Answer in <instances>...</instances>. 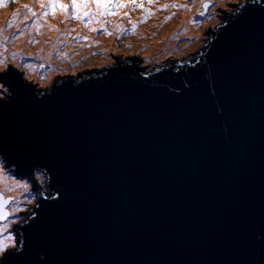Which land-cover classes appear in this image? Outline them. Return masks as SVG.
<instances>
[{
    "label": "water",
    "instance_id": "obj_1",
    "mask_svg": "<svg viewBox=\"0 0 264 264\" xmlns=\"http://www.w3.org/2000/svg\"><path fill=\"white\" fill-rule=\"evenodd\" d=\"M223 19L145 72L0 71V155L35 198L0 264H264V0Z\"/></svg>",
    "mask_w": 264,
    "mask_h": 264
},
{
    "label": "rangeland",
    "instance_id": "obj_2",
    "mask_svg": "<svg viewBox=\"0 0 264 264\" xmlns=\"http://www.w3.org/2000/svg\"><path fill=\"white\" fill-rule=\"evenodd\" d=\"M93 2L94 0H44V3L33 12H31V0H10L8 2L10 6L17 9L20 19V21H16L12 26L20 25L22 28L26 27V29L22 31L24 32V37L29 38L28 40H24V43L19 42L21 31L10 26L11 35L14 40L17 41L15 45L19 46V43H21L23 51L29 49L33 50V47L37 44L42 45L40 53L35 55L34 59L29 56H24L21 59L18 56H14L16 64L25 69L27 76L31 75L34 77L38 87H49L52 79L64 73H89L98 65L111 66L129 56L142 57L146 55L139 53L133 48L132 50L131 48H120L117 44L111 43L107 46V49L104 47L101 50L91 52L92 49H98L100 44L98 38H92L94 34L92 30H85L82 33H78V41H75V39L71 40L67 32L68 28L71 27L72 24H75L73 20L77 19L78 25H83L88 22L89 26L93 28V22L89 16H94L93 12L89 11ZM178 2L181 3L183 7H177ZM207 2L209 6H206ZM73 3H75L77 7H72ZM134 3L138 4L140 8L143 5L140 0H128L114 4L110 12L117 17V21H114L110 27L105 26V28H110L112 31L122 27L125 20L130 18L133 12L137 11L136 8L132 9V4ZM160 4V8L155 12H153L154 9L147 10L148 13H151L148 15L147 19L152 23V28L148 26L144 36H139L140 40L137 43L142 47V51H144L146 43H150L153 36L156 38H158V36L163 37V33L169 28L167 26L172 24L181 13L183 17L180 20L182 22H184L187 16H196V21L201 20L200 26L188 31L186 35L180 33V31L176 34L175 39L182 40L178 43L174 39L173 44H175V46L189 43V45L182 47V52L169 50L156 56L154 52L159 48L152 50L150 53H153L151 56L153 59L144 57V72L151 70L154 66L152 64H166L170 59H178L181 56L194 59L198 49L206 42L208 20H210V28H214L216 23L220 24L222 22L223 12H231L233 5L237 4V0H219V3H216L215 0H197L196 5L194 0H162ZM173 10L175 11V15H173L171 19L170 16ZM63 11H65V14H63ZM24 15H27V17L21 21ZM201 15L202 17L199 19ZM63 17L65 24L60 32H53L52 36L50 31H48L47 35L50 36L49 39L45 38L40 33V22L37 21L38 18H41L44 22L46 20L56 22ZM95 21L99 26L103 24L102 22H98L97 18ZM142 21H144V17ZM72 27L74 29V26ZM165 27H167V29L163 31ZM182 27L184 28L185 25L182 24ZM127 29L128 28H124V30ZM12 50L13 47L6 48L5 46L0 49V69L5 68L6 64H10L8 62ZM106 52H108V54H106ZM104 54L106 55L103 56ZM47 56H52V58L48 60ZM55 58H57V60H54ZM5 90L7 91L0 82V96H5ZM0 166V172H6L10 177L3 180V183H0V192L3 199H10L9 204L5 207L8 211V216L3 221H0V245L5 244L0 246L1 262L3 254L17 250L13 227L26 215V213H28L29 208L35 204V198L33 185L30 181L25 177L18 176L14 170H12L11 166H6L4 164L1 157ZM8 169L11 171L9 172ZM36 182L39 186H43V181L41 182L38 173H36Z\"/></svg>",
    "mask_w": 264,
    "mask_h": 264
},
{
    "label": "bare ground",
    "instance_id": "obj_3",
    "mask_svg": "<svg viewBox=\"0 0 264 264\" xmlns=\"http://www.w3.org/2000/svg\"><path fill=\"white\" fill-rule=\"evenodd\" d=\"M195 1V5L197 3V0H194ZM216 3H219V0H215ZM44 3V0H31V4H32V7H31V12H33L34 10H36L38 7H40L42 4ZM173 4V3H171ZM168 5V4H167ZM177 7H183V5L181 3H177ZM89 11L90 12H95L96 10L95 9H92V8H89ZM191 11H195V10H191ZM63 14H65V11H63ZM175 15V11L173 10L171 12V16L170 18L172 19V16ZM27 17V15H24L22 18H21V21L24 20L25 18ZM182 13L176 18V20L170 24L168 29L167 27H165L163 29L167 31L164 34V36L161 38V39H158V40H151L150 43H153L152 46L149 47L148 49V53H150L152 50H155L159 47V48L156 52H154V55L158 56L160 55L161 53H163L164 51H168V50H171V51H174V52H182V47L183 46H186V45H189V43L187 44H179L177 46H171V47H166L168 46L169 44L172 43V41L175 39V36L176 34L180 31V33H183L184 35H186V33L190 30H192L193 28H198L200 26V21H196V16H187V18L184 20V22H182L180 19L182 18ZM202 17V15L199 17V19ZM40 22V33L47 39L50 38L48 34V31H50V34L53 36V32H60L63 25L65 24V21H64V17L61 19V20H58L56 22H51L49 20H46L44 22V20H42L41 18H38V20ZM171 21V20H170ZM182 24L185 25V27L183 28L182 27ZM97 30H99L100 26L97 25L96 26ZM26 27H23L21 28V30H25ZM45 32V34H44ZM67 35L70 37L71 40L75 39V41H78V36H77V33L75 31V27L73 29V27H69L68 28V32H67ZM29 38L28 37H24V32L22 31L21 34H20V40L19 42L21 43H24L23 41L24 40H28ZM182 39H177V42L179 43ZM6 45V42H3L1 43L0 42V49ZM107 46H109V43L108 42H104L103 44L100 45L99 49H103L105 47V49H107ZM42 47L41 44H37L36 46H34L33 50L32 49H29L27 50L26 52H24L23 55H31L33 58L35 57V55H38L40 53V48ZM179 47V48H177ZM73 48V47H72ZM104 49V50H105ZM97 50V49H96ZM102 50V51H104ZM114 53V52H113ZM106 54H108V52H106ZM106 54H104L103 56H105ZM52 56H47V59H51ZM54 60H57V58H55ZM4 88L5 89H8L5 85H4ZM4 92H7L6 90ZM0 170H1V166H0ZM11 176V174H10ZM8 174L4 171L0 172V183H3V180H5L6 178H8ZM10 178V177H9ZM11 178H14V177H11ZM7 243V242H6ZM5 244H2L0 246H3Z\"/></svg>",
    "mask_w": 264,
    "mask_h": 264
},
{
    "label": "trees",
    "instance_id": "obj_4",
    "mask_svg": "<svg viewBox=\"0 0 264 264\" xmlns=\"http://www.w3.org/2000/svg\"><path fill=\"white\" fill-rule=\"evenodd\" d=\"M9 1L10 0H0V8H2V10H8ZM142 1L144 3H148V0H142ZM160 1L161 0H155L154 2L157 3ZM4 3L5 5L3 6ZM91 8L96 10L95 12H93L94 16L89 15L90 19L93 22L92 24L93 28L89 26L88 22H86L83 25L82 24L78 25L77 19L73 20L75 21V24H72V26L75 27V31L77 35L78 33H82L85 30H92L96 36L95 37L93 34L92 38L99 39V42H100L99 47L104 42L111 43L112 41H113L112 44L118 43L120 44V48H125V49L133 45L134 42L129 40L132 34V32L129 29L124 31L123 29L119 27L116 31L111 32V30L109 31L103 28H99V30L96 31L97 30L96 26L98 24V23H95L96 18L98 22H104V24H106V26H109V27L113 24L114 21H117V17L115 15H112V12H110L112 8L111 0H94ZM7 12L5 16L2 17V21H1L2 23L0 25V32L2 31V32L11 33L10 26L14 24L16 21H20V19H19L17 9L14 8L13 6H11ZM130 27H132V23L124 28H130ZM127 32L130 34L129 37H126ZM95 50L96 49H92L91 52H94ZM97 50H101V49L98 48ZM10 206H11V203H10Z\"/></svg>",
    "mask_w": 264,
    "mask_h": 264
},
{
    "label": "clouds",
    "instance_id": "obj_5",
    "mask_svg": "<svg viewBox=\"0 0 264 264\" xmlns=\"http://www.w3.org/2000/svg\"><path fill=\"white\" fill-rule=\"evenodd\" d=\"M142 3H143V5H142V7L140 8L139 7V5L138 4H133V6H132V9H137V11L136 12H133V14H132V16L130 17V18H127L126 20H125V23H124V25L122 26V27H120L121 29H123L124 30V27H126V26H128L129 24H131L132 23V27H130V28H128L131 32H132V34H131V36H130V41H132V42H134L133 43V45L131 46V47H128V48H131V50H132V48L133 49H135L136 51H138L139 53H142V54H146L145 56H142V57H149V59H153L151 56H152V54L153 53H148V49H149V47L150 46H152L153 45V43H146V45H145V47H144V51H142L141 49H142V47L140 46V45H138V41L140 40V38H139V36L141 35V36H144V34L146 33V31H147V29H148V26L149 27H151L152 28V23L151 22H149L148 21V19H147V17H148V15L149 14H151V13H148L147 12V10H149V9H154V11L153 12H155L157 9H159L160 8V6H161V4H160V2H162V0L160 1V2H154L155 0H148V3H144L142 0H140ZM246 2V0H237V4H242V3H245ZM206 6H209V3L207 2V4H206ZM144 8V9H143ZM140 12V13H139ZM224 15H225V12H223V17H224ZM144 17V21H142V18ZM223 17H222V22L220 23V25L221 24H223L224 23V19H223ZM103 24L102 25H100V28H103V29H105V30H109L110 31V28H108V29H106L105 28V26H106V24H104V22H102ZM216 28V26L214 27V28H210V29H215ZM118 28H116L115 30H112L111 32H113V31H116ZM154 30V29H153ZM125 31V30H124ZM126 33V32H125ZM209 33H208V29H207V31H206V37H207V39H208V37H209V35H208ZM129 33L127 32V34H126V37H129ZM162 37L161 36H158V38H156L155 36H153L152 37V40H158V39H161ZM207 39H206V41H207ZM176 40V42H177V39H175ZM188 40H190V39H188ZM1 43H3V42H5V41H0ZM113 42V41H112ZM112 42H111V44H112ZM174 43V40L172 41V43L171 44H169L168 46H166V47H171V46H174L175 44H173ZM206 43V42H205ZM110 44V43H109ZM114 44H117L118 46H120V44H118V43H114ZM116 47V46H115ZM159 48H161V47H159ZM200 49V48H199ZM198 49V50H199ZM169 51V50H168ZM171 51V50H170ZM198 52V51H197ZM164 53V52H163ZM197 54V53H196ZM9 58H10V60H9V62L8 63H10V64H6V66H5V68H2V69H0V71H5V70H7V68L8 67H12L15 71H17V72H19V73H22V72H24V80H35L34 79V77L33 76H27V73H26V71H25V69L24 68H22V67H19L17 64H16V60L14 59V57H12V56H9ZM178 59H188V58H185L184 56H181V57H179ZM13 65V66H12ZM152 65H154L153 66V68L151 69V70H153V69H157V64H152ZM18 69H16L15 67ZM112 66V65H111ZM37 82V81H36ZM2 83V82H1ZM3 84V83H2ZM4 85V84H3ZM7 87V86H6ZM8 88V87H7ZM6 93H8V89H7V92ZM6 93H5V95H6ZM0 157H1V159H2V161L4 162V164L6 165V166H11L12 167V170H14V166L13 165H7L6 164V162L4 161V159H3V157L0 155ZM8 171L10 172L11 170L10 169H8ZM15 172V171H14ZM16 173V172H15ZM36 173L37 172H35L34 173V178H35V181H36ZM17 174V173H16ZM18 176H20V177H25L26 179L28 178L27 177V173H25L24 175H20V174H17ZM38 175H39V177H40V179H41V182L43 181V186H45V180L40 176V174L38 173ZM28 180V179H27ZM29 181V180H28ZM32 185H33V183L32 182H30ZM37 183V182H36ZM0 196L3 198V196H2V194H1V192H0ZM6 200V199H5ZM9 202L10 201H8V204H9ZM12 203V202H11ZM7 204V205H8ZM6 205V206H7ZM5 206V207H6ZM32 206V205H31ZM35 206V204L32 206V207H30L29 208V211L33 208ZM4 207V209L6 210V208ZM28 211V212H29ZM6 212H7V216H8V211L6 210ZM27 214V213H26ZM6 216V217H7ZM5 217V218H6ZM4 218V219H5ZM3 219V220H4ZM3 220H0V221H3ZM1 263V262H0Z\"/></svg>",
    "mask_w": 264,
    "mask_h": 264
},
{
    "label": "snow or ice",
    "instance_id": "obj_6",
    "mask_svg": "<svg viewBox=\"0 0 264 264\" xmlns=\"http://www.w3.org/2000/svg\"><path fill=\"white\" fill-rule=\"evenodd\" d=\"M72 7H77V5L75 3H73Z\"/></svg>",
    "mask_w": 264,
    "mask_h": 264
}]
</instances>
